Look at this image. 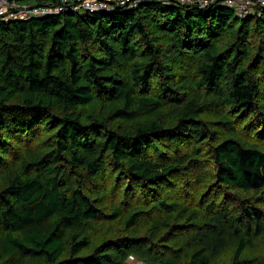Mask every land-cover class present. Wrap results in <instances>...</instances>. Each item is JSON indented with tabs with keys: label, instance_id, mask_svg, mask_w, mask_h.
<instances>
[{
	"label": "trees",
	"instance_id": "trees-1",
	"mask_svg": "<svg viewBox=\"0 0 264 264\" xmlns=\"http://www.w3.org/2000/svg\"><path fill=\"white\" fill-rule=\"evenodd\" d=\"M168 1L0 20V264H264V8Z\"/></svg>",
	"mask_w": 264,
	"mask_h": 264
},
{
	"label": "built area",
	"instance_id": "built-area-1",
	"mask_svg": "<svg viewBox=\"0 0 264 264\" xmlns=\"http://www.w3.org/2000/svg\"><path fill=\"white\" fill-rule=\"evenodd\" d=\"M145 0H61L56 5L19 2L18 0H0V20H28L66 10L105 11L118 6L133 7ZM170 2L168 0H163ZM185 5L204 7L216 0H176ZM219 1V0H218ZM219 4L233 5L239 16L255 12L257 7L264 8V0H223Z\"/></svg>",
	"mask_w": 264,
	"mask_h": 264
},
{
	"label": "rangeland",
	"instance_id": "rangeland-1",
	"mask_svg": "<svg viewBox=\"0 0 264 264\" xmlns=\"http://www.w3.org/2000/svg\"><path fill=\"white\" fill-rule=\"evenodd\" d=\"M31 3H35V2H31ZM244 258H250V257L245 255ZM127 263L128 264H144L143 262L137 260V258L133 256H129V258L127 259Z\"/></svg>",
	"mask_w": 264,
	"mask_h": 264
}]
</instances>
